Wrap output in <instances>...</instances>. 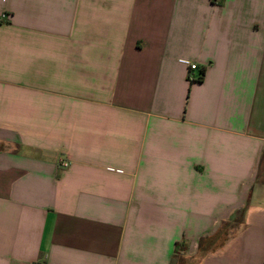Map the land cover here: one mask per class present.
<instances>
[{
    "label": "crops",
    "instance_id": "crops-1",
    "mask_svg": "<svg viewBox=\"0 0 264 264\" xmlns=\"http://www.w3.org/2000/svg\"><path fill=\"white\" fill-rule=\"evenodd\" d=\"M0 264H264V0H0Z\"/></svg>",
    "mask_w": 264,
    "mask_h": 264
},
{
    "label": "built area",
    "instance_id": "built-area-1",
    "mask_svg": "<svg viewBox=\"0 0 264 264\" xmlns=\"http://www.w3.org/2000/svg\"><path fill=\"white\" fill-rule=\"evenodd\" d=\"M190 69H195L197 67V64L195 62H187ZM64 166L66 163L63 164Z\"/></svg>",
    "mask_w": 264,
    "mask_h": 264
}]
</instances>
